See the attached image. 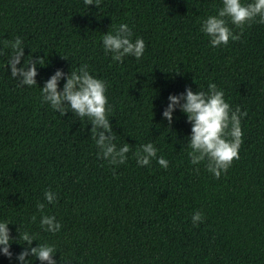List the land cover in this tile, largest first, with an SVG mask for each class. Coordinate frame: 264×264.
Returning a JSON list of instances; mask_svg holds the SVG:
<instances>
[{
  "label": "trees",
  "instance_id": "16d2710c",
  "mask_svg": "<svg viewBox=\"0 0 264 264\" xmlns=\"http://www.w3.org/2000/svg\"><path fill=\"white\" fill-rule=\"evenodd\" d=\"M220 6L221 0H101L97 7L85 0H0V220L13 223L17 238L12 259L0 256V264H17L25 231L35 235L33 247L55 246L57 264H264V24L243 31L229 24L240 39L213 48L200 24ZM120 23L133 39L143 38L141 59L117 63L104 53L102 34ZM16 37L24 60L45 59L37 87L19 85L7 69L11 49L4 42ZM81 64L106 82L115 142L133 146L122 165L98 158L87 118L60 116L41 102L38 88L56 69L69 73ZM209 82L233 110L247 113L239 159L218 179L206 162L190 163L186 116L175 111L170 128L161 116L169 94L207 91ZM147 142L169 161L167 169L155 159L137 165L132 153ZM45 190L56 193L54 204L44 201ZM37 202L60 222L59 232L41 229ZM196 211L204 219L193 226Z\"/></svg>",
  "mask_w": 264,
  "mask_h": 264
},
{
  "label": "clouds",
  "instance_id": "9594fccd",
  "mask_svg": "<svg viewBox=\"0 0 264 264\" xmlns=\"http://www.w3.org/2000/svg\"><path fill=\"white\" fill-rule=\"evenodd\" d=\"M100 3L101 0H85L88 6L97 7ZM253 23L264 24V0H221V6L216 13L201 21L200 32L207 36L209 46L217 48L227 46L230 40L235 42L240 39V32L234 34L229 24L243 31L246 25ZM4 46L11 49L10 58L6 62L10 75L18 80L21 86L37 87V66L43 67L45 59L37 57L34 61L32 58L24 60L25 46L20 37L5 41ZM101 46L104 53L110 54L111 59L117 63H122L127 56L139 60L145 52L143 38L137 36L133 39L132 29L127 23H120L113 31L102 34ZM2 54L3 49H0V55ZM61 80L64 81L62 87ZM38 89L41 102L47 103L60 116L70 111L81 119L87 118V124H91L89 134L98 149V158L117 166L127 161V154L133 146L126 142L118 146L115 142L117 135L110 124L111 106L105 94L106 82L92 75L87 64H81L69 73L56 69ZM167 101L161 116L167 121L169 128L173 113L177 110L186 116V122L191 126L186 144L190 149L187 153L190 163L198 165L206 162L205 170L218 179L234 159H239L238 151L243 135L241 119L247 113L241 112L239 107L233 110L224 98V92L212 82L208 83L207 91L193 92L191 88L186 87L183 93L169 94ZM157 153V147L152 142H147L140 144L132 154L140 167L149 166L155 159L162 169H167L169 161ZM43 195L47 204H54L57 200L53 191L45 190ZM45 207L44 202L36 203V209L41 214V229L53 234L59 232L60 222L54 215L45 214ZM203 219V214L196 211L192 215L193 226L202 223ZM32 220H36L35 215ZM10 224L13 223L8 219L0 220V256L11 260L13 253L10 247L12 243H16L17 238L10 235ZM19 239L23 240L24 247L15 255L17 264H33L34 260L40 261V264H57V249L54 245L43 242L36 243L33 247L36 237L28 231L20 234Z\"/></svg>",
  "mask_w": 264,
  "mask_h": 264
}]
</instances>
